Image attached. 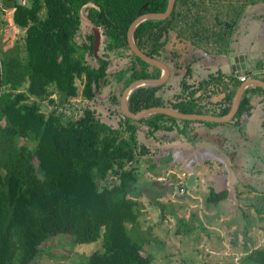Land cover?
Listing matches in <instances>:
<instances>
[{"label": "trees", "instance_id": "1", "mask_svg": "<svg viewBox=\"0 0 264 264\" xmlns=\"http://www.w3.org/2000/svg\"><path fill=\"white\" fill-rule=\"evenodd\" d=\"M257 2L264 0H174L166 18L138 23L132 32L136 47L166 65L169 75L162 84L131 90L128 110L161 106L184 114L225 115L239 80L219 71L193 77V60L184 62L176 45L185 41L205 55H229L241 14ZM2 6L12 8L11 21L23 29V44L0 51V264H30L39 245L54 236L69 237L63 244L70 246L99 240L81 264H149L152 255L143 249L147 240L138 230L133 187L140 162L153 169L156 150L149 151L150 140L188 137L191 123L221 124L163 113L133 120L121 111L118 96L130 82L161 72L129 50L127 28L140 14L163 12L167 0H0ZM82 9L102 36L104 52L97 57L90 34L77 42ZM122 47L126 51L118 56L125 64L108 72L107 52ZM263 66L257 64L252 76L264 82ZM110 79L120 86L108 99L121 119L102 120L89 106L72 118L60 107L78 95L95 100ZM48 87L56 99L49 97ZM30 96L46 99L52 108L42 113ZM254 108L264 111V90L250 85L225 123L241 124ZM226 196V189L209 188L205 200L216 204ZM240 252L238 264H264V244Z\"/></svg>", "mask_w": 264, "mask_h": 264}, {"label": "rangeland", "instance_id": "2", "mask_svg": "<svg viewBox=\"0 0 264 264\" xmlns=\"http://www.w3.org/2000/svg\"><path fill=\"white\" fill-rule=\"evenodd\" d=\"M249 8L250 9L241 14L230 47L233 53L240 52L244 54L246 71L250 72V75H254V72L257 70V64L264 62V2L254 3L251 7L249 6ZM11 12L12 8H6L4 6L0 8V51L10 49L14 43L17 42L21 46L23 44V29L18 28L12 23ZM80 13V29L78 37H76L77 42L87 41L88 34L93 37V40L94 36L98 35L96 48L93 52V57H97L104 52L102 49V36L99 34V30L87 20L83 9ZM39 16L40 18L43 17L42 11L39 13ZM176 47L178 46L176 45ZM178 50L182 52L181 48ZM118 51H126V48H116L113 51L107 52V71L110 73L118 70L126 62L125 58L118 56ZM184 57L186 58H182L184 62L190 60L187 54H184ZM191 59H193L191 62V65L194 66L193 68H200L198 71L200 70L204 77L206 75L208 76V74H216L218 71L224 75L232 72L229 59L224 55H204L197 59ZM169 68L170 78L172 77L174 80L176 77L173 75L174 73L171 71L172 69L170 66ZM180 70L181 72L184 71L183 67ZM76 84L79 93L81 83L77 81ZM24 86L25 85H23L21 89H24ZM119 87V84H114V81L110 79L109 83L103 85L100 92L95 95V100H87L78 95L75 98H71L68 102L63 103L60 107L65 109L72 118H75L82 112L83 108L89 106L93 109L95 115L99 116L102 120L115 122L121 119L122 116L117 106L112 107L108 97L112 94L111 90H113V94L117 95ZM49 90H51L49 97L56 99L57 94L53 88L48 87V91ZM118 97V100H120V96ZM29 100H35L39 105L40 111L44 114H47L52 108L46 99L38 100L30 96ZM258 113H262L261 109L256 108L254 112L248 116V121L245 124L241 123L242 126L245 125L244 130L241 126L240 128H233L234 133H239L238 129H240V135L241 132H244L245 137L248 136V138L251 139L250 143L249 141L242 142L239 140L241 136H235V139L239 142L231 143V145L225 144L230 145V152L228 153L225 145H223L219 151L209 149L205 144L199 145L198 142H196L199 137L198 133H196V137H192L193 133H190L188 137L177 136L172 142H170L172 139L169 141L159 140L156 144V141L150 140L151 146H148L149 151L153 152L156 150L151 156H155L154 154L158 155L163 152V150H167L170 159L169 162L174 163V168L177 170H179L181 165L184 167L183 171L193 166H197L198 168L206 167V173H203L202 169L199 170L202 172L203 176L200 186L197 189V191H199L200 200L203 199L201 204L205 205V214L207 215V213H209V208L215 209V212L219 213H227L228 211L231 222L236 225V235L240 233L239 227L251 226L248 228V238L251 239L253 247L264 244V232L255 227L254 214H249L250 208H253L257 213H262L260 226L264 227V143H259L261 138L264 140V128L261 126L264 117L261 119L262 115ZM137 124L138 128L144 132L145 127L140 123ZM255 131L260 133L259 136L252 135ZM140 139L145 143L148 141L147 137ZM19 143L25 142L24 140H19ZM231 150L234 151L235 157L239 159L234 160L233 157L230 156L232 153ZM206 156L209 157L205 158ZM151 160H153V158H151ZM139 166L141 168L133 187V198L137 203L136 209L139 214L137 223H139V226H142L144 230L143 234L147 240L143 245V249L153 256L149 264H200L202 260H212L211 258H204V253L208 254V252L205 251L204 247L198 245L199 240L202 238L198 236L195 239V233L189 234L190 237L181 236L175 231L179 228L182 232L183 228L195 224L192 218L188 221L183 219L185 207L187 206L186 199L188 200L187 196L190 195L189 192L191 189L186 188L185 194L183 195L178 191L177 181L172 174H169L171 179L169 180V176L161 172V176L164 179L155 181V178H149V176L145 174L146 172H143L146 171L147 164L145 162H140ZM155 167L159 169L158 165ZM0 173L2 174L3 171L0 170ZM148 173L152 174L151 171H148ZM160 186L163 187L166 190V194L169 195L165 197L166 201L167 199L174 198H172L170 194L178 198L183 195V198L176 199L170 207V205H168L167 202L165 203L164 199H162L164 195L160 198L154 193L155 191L164 192ZM209 186L213 187L214 190H216L215 188L218 190L223 187L226 188L227 196L216 204L207 202L205 198L208 196L209 188L207 187ZM249 186H253L255 191H257L254 196H252L253 194L250 196L251 189H249ZM154 201L160 204L163 203L166 209L162 211ZM194 210L198 211L197 208ZM171 211H176V214L171 216L166 213H170ZM187 216L189 218L190 215L188 214ZM225 218L228 217L225 216ZM225 218L221 219L223 221H220L218 226L224 224ZM205 221H207V219H205ZM203 230L206 232V229ZM209 232L214 233L212 230H209ZM200 233H202V236H204L203 239L206 241L208 240L207 237H210L206 236L202 231H200ZM230 234L231 233H228L227 238H231L232 235ZM134 237L137 239L136 236ZM213 237H217V234H214ZM68 238L69 237L65 236L60 239L54 236L43 241L39 245V253L30 264H81L84 258L87 259L86 256L99 245V240H97V242L75 244L72 246L63 244V241H66ZM166 242L172 247L174 255H167L168 252L172 251L166 250ZM242 245L245 247L235 246L233 248V250H236L235 252L230 250V247L233 246L232 243L229 245L227 244V246H218L217 250H226L219 252L220 257H216V264H238V251H248L249 248L246 245V240L243 241ZM253 247H251V249ZM197 249L198 252L196 251ZM226 251H228V253L231 251L232 255L226 256L224 254ZM165 256H168V258ZM193 256L197 259H194L192 263H188L187 261L192 260L194 258ZM182 259H186V261L182 262Z\"/></svg>", "mask_w": 264, "mask_h": 264}, {"label": "crops", "instance_id": "3", "mask_svg": "<svg viewBox=\"0 0 264 264\" xmlns=\"http://www.w3.org/2000/svg\"><path fill=\"white\" fill-rule=\"evenodd\" d=\"M248 9H250V8H247L246 10H248ZM177 46H178L177 47L178 49L181 48V51H182L181 52V57L183 59H186L184 57V54L188 55V59H190L188 61L193 60L191 58L197 59V58L203 57L205 55V53L202 50H200V49H192V46L188 42H185V41H183L181 43H178ZM238 54H242L243 55V62H244V66H245V56H244L243 53H240V52L233 53V52H231L229 55H227V56L224 55V56L225 57H229V56L238 55ZM193 67L194 66H192L190 64L189 68H190L191 75L193 77H195L196 75H198L197 78H199V79L207 77V75L204 77V75L202 74V72H200V70L198 71V69H200V68H197V67L193 68ZM183 69H185V68H183ZM244 69H245V71L247 70L246 68H244ZM257 72H258V70H256L254 72V74L257 73ZM230 74H232L234 77H236L237 80H238L237 76H239V75H244L245 76V80H247L249 78H255L252 75H250L251 73L249 75H247L246 73L235 74V73L231 72V73H229L227 75H230ZM168 75H169V71H168ZM248 86H250V85H248ZM254 110H255V108L252 111H250V113L247 116H242V120H243L241 122L242 124L243 123L245 124L248 121V116L251 113H253ZM261 112L262 113H258V114L262 115V117H261V119H262L264 117V111H261ZM240 126L243 127V130H244V126L245 125L242 126L241 124H235V123L222 122L221 124L212 125V126H208L206 124L191 123V124L188 125V127H189L188 133L189 134L190 133H195V134L198 133L199 137H198L196 142H198L199 145L205 144L209 149H214V151H219L223 147V145H225V144H230L231 145V143L232 144L236 143L238 140L235 139V136L236 137L241 136L239 138V140H241L242 142L249 141V143H250L251 139H249L248 136L245 137V133L244 132H241V135H240V129H238L239 133H234V129L233 128H235V127L240 128ZM261 126H262V123H261ZM259 134L260 133L258 131H255V133H252V135H256V136H259ZM174 139L175 138H173L170 142H172ZM259 143H264V140L261 138ZM230 145H225L227 153L230 152ZM199 147H201V146H199ZM154 155L155 156H152L153 162H155L154 166H152L153 169L151 168L150 170L146 169V171H143V172H146L145 174L147 176H149V178H155L156 179L155 181H159L158 179L163 180L164 178L161 176V172L162 173L164 172L167 176H169V180H171L169 174H172L174 176L175 180L177 181L178 188H180V187L183 188V191H184V192H182L183 195L185 194V189L186 188L191 189V191L189 192L190 195L187 196L188 200L186 199V205L187 206L185 207V212L183 214V219L188 221V220H190L192 218V220L195 222V224H193V226H189V227L183 228L182 232L178 231V234L181 235V236L183 235V236L190 237L189 234L195 233V235H194V236H196L195 239L198 236H199V238H202V239L199 240L198 245L204 247L205 251L208 252V254L204 253V258H207V259L211 258L212 260H202L201 263L206 261V262H213V263L216 264V261H217L216 257H220L219 256L220 255L219 252L226 250V249L217 250L218 246H220V247L224 246V245L227 246V244L229 245L230 243H232L233 246L230 247V250L235 252L236 250H233V248L235 246H238V247L239 246H243V247H245L242 244H243V241L246 240V245H247V247H249L248 250H250L251 247H253L251 239L248 238L249 237L248 228H250L251 226H249V227H245V226L239 227L240 228L239 229L240 233H238L236 235L235 234V229H236L235 226L236 225H235V223L231 222V218L228 215L229 214L228 211H227V213H219V212H215V209H211V208L208 209L207 208L209 213H207V215L205 214L206 213L205 208H204L205 205L201 204L203 199L200 200L199 191H197V189L200 186V182L202 181V176H203L202 172L199 171V170L202 169L203 173H206V171H205L206 167L198 168L197 166H193V167L188 168L185 171H183L184 167L181 165L179 167V170H177V169L174 168V165H173L174 163H170L169 162L170 159H169V155L167 154V150L166 151L163 150V152L159 153L158 155H156V154H154ZM230 156L233 157L234 160L235 159H239V158L235 157L234 151H232ZM208 157L209 156H206L205 158H208ZM156 165H158L159 169H157L155 167ZM175 167H177V166H175ZM148 171H151L152 174L148 173ZM189 174H193L194 175V184H193V186L185 187L184 180L186 179V177ZM144 177H145V175H144ZM207 188H213V187L209 186ZM161 189L164 190V192H161L162 194H160L157 197L161 198V196L164 195V196H162V199H164V202L165 203L167 202V204L170 205V207L173 205V202L176 199H182L183 198L182 197L183 195L180 198H178V197L172 196L170 194V196L172 198L173 197L174 198L173 199H169V200L167 199V201H166L165 197H168L169 195L166 194V192H165L166 190L163 187H161ZM215 189L216 190H214V189L213 190L214 191H219L217 188H215ZM222 189H226V188L223 187ZM222 189H220V190H222ZM256 192L257 191H255V190H253V191L251 190L250 191V196L252 194H253L252 196H254ZM163 193H165V194H163ZM248 196H249V194H248ZM170 207H168V208H170ZM196 208L198 209V211L194 210ZM249 211H250L249 214H254L253 216L255 218V220H254L255 227L258 230H263L262 232H264V227L260 226V224H261L260 223V218L262 219V213H257L253 208H250ZM166 213L168 215L173 216V214H176V211L175 212L171 211L170 213L169 212H166ZM188 214L190 215L189 218L187 216ZM225 216H227L228 218H225ZM209 217H210V219H209ZM222 218H225L224 224L218 226L220 221H223V220H221ZM205 219H207V221H205ZM211 225H213V226H211ZM137 226H139V223H137ZM202 228L206 229V232H204V230ZM138 230L143 234L144 230H143L142 226H139ZM209 230H212L214 233L209 232ZM200 231L205 233L206 236H210V237H207V239H208L207 241L205 239H203L204 236H202V233H200ZM176 233H177V231H176ZM228 233H231L230 234V235H232L231 238H227ZM214 234H217V237H213ZM240 234H241L242 237L240 236ZM250 235H252V234H250ZM170 242H173V241H170ZM167 243L168 242H166V245H165L166 250H171L172 251V252H168L167 255H174V251H173L172 247H170V245L167 244ZM255 247H257V246H255ZM255 247H253V248H255ZM183 251H184V246H183ZM196 251L198 252V249ZM231 251H229V253H228V251H226L224 254L226 256L232 255ZM238 252H239V254L242 253L240 251H238ZM238 255H237V257H238ZM165 257L168 258V256H165ZM193 257L194 258L192 260H188L187 262L188 263H192V261H194V259H197L195 256H193ZM152 258H153V256H152ZM184 261H186V259H182V262H184Z\"/></svg>", "mask_w": 264, "mask_h": 264}, {"label": "water", "instance_id": "4", "mask_svg": "<svg viewBox=\"0 0 264 264\" xmlns=\"http://www.w3.org/2000/svg\"><path fill=\"white\" fill-rule=\"evenodd\" d=\"M173 3H174V0H167V6L163 12H148V13H143V14L138 15L137 17H135L131 21V23L129 24V26L127 28L126 44H127V47L129 48V50L133 54H135L137 57H139L141 60L158 67L161 70V72L157 78H139V79H136V80H133L132 82H130L122 90L121 95H120L121 111L123 112V114H125L127 117H129L133 120H138L142 117L148 116L149 114H153V113H163V114H166L168 116L178 118V119H183V120H201V121L216 122V123L227 122L233 117V115L237 109L240 94H241L242 90L245 87H247L248 85L259 86L260 88H262L264 90V82L263 81H261L257 78H249L247 80H244L243 82H240V84L238 85V87L235 90L234 95L232 97L230 108H229L228 112L223 116H210L207 114H195V113L184 114V113H180V112H177L175 110H171L169 108L161 107V106L148 107V108L142 109L136 113H132L128 110L127 96L131 90H133L134 88H136L138 86L162 84L166 80V78L168 77V68L166 67V65H164L161 61L144 54L143 52H141L136 47V45L133 41V38H132L133 29L135 28V26L138 23H140L143 20L166 18L169 15V13L173 7ZM97 41H98V35H95L94 40H93V46H92L93 52L95 51ZM228 59H229V63L231 66V71L233 73H235V74L246 73L247 75L250 74V72L245 71V69H244L245 66H244L242 54L229 56ZM262 127L264 128V121L262 123ZM193 184H194V175L189 174L186 177V179L184 180V185H185V187H190V186H193Z\"/></svg>", "mask_w": 264, "mask_h": 264}, {"label": "built area", "instance_id": "5", "mask_svg": "<svg viewBox=\"0 0 264 264\" xmlns=\"http://www.w3.org/2000/svg\"><path fill=\"white\" fill-rule=\"evenodd\" d=\"M262 69L264 70V66L262 67ZM238 77V80L240 81V82H243L244 80H245V76L244 75H239V76H237ZM178 191L180 192V193H182V192H184L183 191V188H178Z\"/></svg>", "mask_w": 264, "mask_h": 264}]
</instances>
